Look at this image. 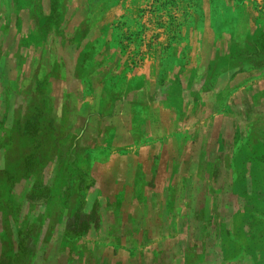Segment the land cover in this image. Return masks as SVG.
Returning <instances> with one entry per match:
<instances>
[{"label":"rangeland","instance_id":"obj_1","mask_svg":"<svg viewBox=\"0 0 264 264\" xmlns=\"http://www.w3.org/2000/svg\"><path fill=\"white\" fill-rule=\"evenodd\" d=\"M18 6L0 264H264V0ZM80 13L78 45L41 61Z\"/></svg>","mask_w":264,"mask_h":264},{"label":"crops","instance_id":"obj_2","mask_svg":"<svg viewBox=\"0 0 264 264\" xmlns=\"http://www.w3.org/2000/svg\"><path fill=\"white\" fill-rule=\"evenodd\" d=\"M44 2H51V0H42ZM63 2L65 0H57ZM67 1V0H66ZM90 1V0H88ZM22 3V0H0V51L3 52L0 65L6 60V54L9 51L10 45H20V39L17 34L20 32L19 28L25 23L28 24V28L32 24L34 27L35 22L32 17H29L31 10L29 6L21 9L18 4ZM24 17V18H23ZM68 17V15L66 16ZM23 20L21 21V19ZM85 18L83 13L76 16V20L66 18L64 23L60 25L59 29L50 30L49 36L45 37L42 42L44 45L40 51V58L43 62H49V59L60 58L62 51L66 49L64 45H78V42L74 40L75 44L70 42L71 39L76 38L79 34V23ZM94 26V25H93ZM24 31H22L23 33ZM20 33V34H22ZM59 34V36H57ZM1 68V67H0Z\"/></svg>","mask_w":264,"mask_h":264}]
</instances>
